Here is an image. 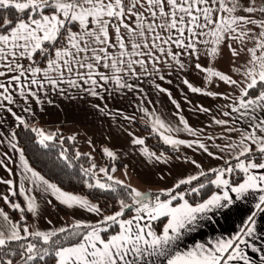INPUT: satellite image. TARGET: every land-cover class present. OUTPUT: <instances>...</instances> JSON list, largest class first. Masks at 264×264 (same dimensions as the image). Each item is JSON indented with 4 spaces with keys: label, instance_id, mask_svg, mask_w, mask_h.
Segmentation results:
<instances>
[{
    "label": "snow or ice",
    "instance_id": "snow-or-ice-1",
    "mask_svg": "<svg viewBox=\"0 0 264 264\" xmlns=\"http://www.w3.org/2000/svg\"><path fill=\"white\" fill-rule=\"evenodd\" d=\"M0 10H14L17 14L15 19L0 16V78H5L0 79V108L7 107L5 101L16 102L11 91L14 85L18 86L20 97L27 100L30 95L37 103H43L38 91L43 90L45 84L51 85L54 91L62 95L65 89L61 84L80 88L94 97L100 96L97 89L107 91L105 84L109 81L120 89L135 90L138 85L129 83V78L140 79L143 74L164 81L166 74L162 72V66L172 69L175 65L177 71L184 70V57L195 61V69L205 73L207 81L218 78L225 84L238 87L240 91L236 101L226 105L230 110L222 112L229 119L213 117V123L222 126L225 133L219 139L228 141L222 145L215 144V148L221 154L234 153L232 158L237 161L234 165L226 160V166L212 167L208 172L200 170L195 175L179 179L154 198L132 188L128 192L132 204L119 200L121 207L118 211L103 216L95 225H86L88 230L82 236L79 231L69 232L64 227L29 231L27 226L21 228L20 224L9 221L7 228L0 226V256L7 254L2 250L9 249L10 242L27 241L26 244H19L21 252H12V255L20 256L22 264H33L49 255L57 258L56 264H138L145 254L166 257V264H254L245 247L251 246L254 252L261 251L254 244L249 245L246 239L253 237L257 231L255 211L247 217L246 225L230 238L219 237L210 243H196L183 251L170 252V249L182 240L186 232L196 231L200 221L210 220L212 217L209 213L215 216L223 211L227 216L235 200L243 199L250 191L264 193V171H258L264 170V0H0ZM248 41L253 42L252 47H247ZM234 42L244 46L243 50L249 55L248 66L243 71V84L231 75L199 62L202 51L212 59L221 55L222 45L230 49L232 56L239 57L241 51L233 46ZM235 71L240 72L241 69L237 67ZM153 83L159 92L172 96L169 89L155 83V80ZM183 84L192 93L209 97L221 95L194 86L186 78ZM31 85H38V90H32ZM224 99L231 100V97L225 95ZM172 103L177 109L180 108L175 99H172ZM23 110L31 111L28 107ZM7 111L19 125L28 127L11 107H7ZM141 111L153 118L152 129L159 133L166 144L174 147L187 145L188 148L195 146L209 157L224 159L223 155L210 151L208 144L199 139H179L165 134L184 131L193 137L198 136V131L189 125L183 115L177 113L183 127L173 128L166 125L160 116L149 112L148 108H141ZM195 111L207 113L209 109L198 106ZM125 119L131 121L134 117L126 116ZM241 121L244 127L229 126L238 125ZM32 131L37 133L39 143L46 148L49 147L47 142L55 140L58 135L36 128ZM232 133L239 134L238 142L232 141ZM15 135L13 132L12 136ZM69 139L74 140L75 137ZM216 139L214 136L207 137L213 142ZM9 143L16 147L15 143ZM132 143L144 145L145 140L137 137ZM142 151L157 161L167 163L168 158L163 154L157 155L147 148ZM104 152L115 159L116 154L110 149L105 148ZM60 155L68 160L64 152ZM19 158L24 171L30 173L28 179L37 187L43 185L44 193H50L70 208L79 207L89 213H101L98 204L64 191L46 180L29 165L23 149L19 150ZM190 163L201 169L196 160ZM0 165H4L3 160H0ZM95 167L93 164L91 168L84 169L85 176L96 178L97 174L93 172ZM237 169L245 178L243 182L233 184L226 175ZM99 171L108 181L114 179L107 168H100ZM209 172L214 173L215 178H210L208 183L222 191L213 192L207 199H192L206 187L205 183L199 181ZM194 181L197 186H192ZM0 183L13 185L14 182L6 179L0 180ZM85 183L88 188L114 190L112 184L102 183L98 178L95 183ZM115 183L124 184L122 180ZM182 185L190 187L181 189ZM19 191L25 195L27 211L37 212L36 197L28 195L23 183L19 185ZM231 193L235 194V199ZM16 194L12 190V195ZM161 195L165 199H161ZM2 198L9 200L7 195ZM133 205L136 214L132 218L122 219L125 210ZM11 206L25 210L19 203H12ZM255 207L264 213V194L259 196V203ZM0 215L8 221V214L3 208H0ZM162 217H166L167 222L158 233L151 221ZM113 224L119 226V231L106 239L102 233ZM73 227L79 230L81 222L78 221ZM59 233L80 239L70 246H64L60 239H53ZM28 237L41 239L48 247H38ZM260 260L264 264V255ZM0 264H14V261L0 259Z\"/></svg>",
    "mask_w": 264,
    "mask_h": 264
},
{
    "label": "crops",
    "instance_id": "crops-1",
    "mask_svg": "<svg viewBox=\"0 0 264 264\" xmlns=\"http://www.w3.org/2000/svg\"><path fill=\"white\" fill-rule=\"evenodd\" d=\"M206 39L211 40L212 38L206 37ZM233 46L241 51L239 57L232 56L230 49L222 45L221 55L212 59L202 51L199 62L205 67L211 66L216 68V70L223 71L243 84V71L248 66L249 55L243 50L244 46L239 43H233ZM247 47H252L249 42L247 43ZM183 59L186 64L184 70L177 71L175 65H173L172 69L162 66V72L166 74L164 81L143 74L140 79H136L135 77L129 78V83L138 85V88L135 90L120 89L113 81H109L105 84L107 91L97 89L100 92V96L94 97L80 88H70L66 84H61L60 86L65 89V93L62 95L58 91H54L51 85L45 84L43 90L38 91V95L43 103H37L35 98L30 95L27 100L20 97L18 86L14 85L11 91L16 102L10 103L5 101L4 103L7 107H11L17 115H20L28 126L42 129L46 133L66 131L67 135L75 137L77 146L83 143L87 144L95 152L101 153L104 158H109L105 154L104 149H110L116 154L115 159L123 162V165L118 169L130 175V181L124 182V184L139 191L150 193V196L153 197V194H159L163 190L172 187L179 179L185 178L188 175H195L200 170L208 172L212 167L224 166L226 160H234L232 158L234 153L225 152L221 154L215 148V144L222 145L228 141L219 139L225 133L222 126L213 123V117L217 119H229L228 117H224L222 112L230 110L226 105L232 103V101H236L240 94L239 88L225 84L219 81L218 78H213L212 82L207 81L205 79L206 74L195 69L194 60H189L187 57ZM237 67L241 69L240 72L235 71ZM149 71H151V68H149ZM185 78L194 86L202 87L205 91H213L221 95L209 97L201 93H192L183 84V79ZM153 80H155V83H160L162 87L169 89L172 96L169 97L166 93L159 92L155 88ZM169 80L171 83H168ZM81 83L83 84V82ZM30 87L34 91L39 88L38 85H31ZM84 87H90V85H84ZM225 95L230 96L231 100H225ZM172 99H175L180 104L179 109L172 103ZM48 101H51V103ZM198 106L208 108L209 112L195 111ZM7 107L0 108V160L4 161V165H0V180L12 179L14 183L13 185L0 183V208H3L4 212L8 214V209H13L12 203H19L18 201H11V197L13 196L12 190H15L16 195L22 199L27 209L25 195L19 191V185L23 183L26 190H28V195L36 197L38 210L35 213L28 211L30 222L27 224L14 220L9 214L8 221H5L3 215H0V226L7 228L10 221L20 224L21 228L27 226L29 231H50L60 227L67 229L70 226H74L78 221L81 222V225H95L103 216L108 215L102 209L100 214H96L89 213L86 209L79 207L70 208L60 203L50 193H44L42 191L43 185L37 187L28 179L30 173L24 171L23 164L19 158L21 147L16 137L12 136L14 129L19 126V122L7 111ZM26 107L30 108L31 111L25 112L23 109ZM141 108H148L149 112L160 116L166 125L173 128L177 126L183 127L179 122L177 113L183 115L188 120L189 125L198 131V136L193 137L184 131L165 132V134L179 139H199L208 144L210 151L223 155L224 159L209 157L195 146L188 148L187 145H180L178 147L170 145L181 152L184 155L183 157L155 150L147 144L145 140L146 134L137 124V122H140L152 128L151 123L153 118L141 111ZM126 116L134 117V119L130 121L125 119ZM233 116L235 117L236 114H233ZM229 126L244 127V122L241 121L238 125ZM162 131L165 130L162 129ZM230 135L233 142H238L239 134L232 133ZM208 136H214L217 139L214 142L209 141L207 140ZM137 137L143 138L145 144H133L132 140ZM10 141L16 144L15 148L9 143ZM143 148H147L149 152H155L157 155L163 154L168 158L167 163H164L163 160L157 161L155 158L149 157L142 151ZM191 160H196L201 165V169H197L195 165L191 164ZM8 169H11V171ZM240 173L242 177L237 182H233L232 179L235 175ZM232 174H227L226 178L230 179L233 184L243 182L245 177L240 170L237 169ZM49 182L52 183L51 181ZM219 191H222V189L217 188L215 192ZM262 194L264 193L258 190L250 191L243 199L235 200V204L227 211V216L224 215L223 211L217 212L215 216L209 213V216L212 218L200 221L196 227V231L186 232L182 240L171 247L170 252L187 250V248L194 246L196 243H210L219 237L230 238L241 227L246 225L247 217L255 211L257 212L255 216L257 231L253 237L246 239H248L249 245L254 244L261 251L254 252L251 246H246L245 251L249 254L254 264H262L260 257L264 255V213L259 212L255 207L259 203V196ZM4 195L9 197L8 201L3 200L2 197ZM231 195L235 199V194L231 193ZM86 199L93 204H97L88 198ZM49 200L52 201L51 204L48 203ZM56 205L64 207L67 210V215L61 216L56 211ZM135 214L134 209L130 215L122 219L132 218ZM160 220L162 221L158 226L155 224L159 220L151 221L153 229L158 233L162 231L167 218L162 217ZM110 236L105 238H110ZM158 261L159 264H166V257L145 254L138 261V264H157Z\"/></svg>",
    "mask_w": 264,
    "mask_h": 264
},
{
    "label": "trees",
    "instance_id": "trees-1",
    "mask_svg": "<svg viewBox=\"0 0 264 264\" xmlns=\"http://www.w3.org/2000/svg\"><path fill=\"white\" fill-rule=\"evenodd\" d=\"M16 15L17 14L14 12V10H0V16H7L8 18L15 19ZM137 124L145 132V140L149 146H151L155 150L169 153L174 156H184L181 152L177 151L169 144H166L161 139L160 135L155 132L149 125L142 124L140 122H137ZM33 128L34 127L31 126L24 127L23 125H19L14 129V132L16 133L15 137L19 146L21 147V149H23L24 156L31 167L40 172V174L43 175L46 179H48L52 183H55L58 187L65 191L82 195L96 202L105 213L111 214L114 210L119 209V200L121 199L125 200V202L132 201L128 196V192L131 191L132 188L125 187L129 185H117L113 180L108 181L107 177H104L103 179L106 181V183L112 184L114 190L87 187L85 181H88L89 183H95V179L97 177L93 178L91 176H85L83 170L90 168L91 161L88 154H79L77 152V140L69 139V135H64L62 131H59L55 140L47 142L49 147L46 148L39 143L40 137L36 132L32 131ZM61 152H64L65 155H67L68 160H65L60 155ZM229 162L234 165L237 161L234 159ZM115 163L118 167L123 165V162L117 159L115 160ZM214 176V173L209 172L208 176L200 177L199 182L205 183L206 187L201 191L199 195H194L192 199H206L209 195L217 190L215 185L208 183L209 179H213ZM241 177V173L236 174L232 181L237 182ZM192 186H197V182L194 181ZM187 187L190 186L182 185L181 189H186ZM161 199H165V196L162 195ZM11 201H18L21 207L25 210L20 211L18 209H8L9 216L22 224L29 223L30 215L26 207L24 206L22 199L19 196L15 195L11 197ZM133 210L128 211L121 218L130 215ZM56 211L61 216L67 215V210L60 205H56ZM161 221L162 220L157 221L155 225L158 226ZM67 229L69 232L79 231L81 233V236L88 230L86 228V225H81V228L79 230L75 229L73 226H70ZM118 229L119 226L113 224L110 228H107L106 232L102 234L104 237H108L116 233ZM66 236L67 239H65ZM53 239H60L64 246H70L71 244L77 242L80 237L68 236L67 233H59L58 237H54ZM28 240L36 243L38 247H48V245H45L43 240L41 239L28 237ZM21 243L26 244L27 241L10 242L9 249L2 250L6 251L7 254L0 256V259L4 261L12 259L14 261V264H22V260L19 255H12V252L22 251L19 248V244ZM56 259L57 258L54 255H49L44 257L43 260L38 259L37 261L33 262V264H55Z\"/></svg>",
    "mask_w": 264,
    "mask_h": 264
},
{
    "label": "rangeland",
    "instance_id": "rangeland-1",
    "mask_svg": "<svg viewBox=\"0 0 264 264\" xmlns=\"http://www.w3.org/2000/svg\"><path fill=\"white\" fill-rule=\"evenodd\" d=\"M248 42L250 43V46H253L252 41H248ZM234 43L237 44L238 42H234ZM63 134L67 135V132L63 131ZM77 152L79 154H83V153L86 154L87 153L89 155L90 161H91L90 168L92 167L93 164L96 165L95 169H93V172H95L97 174L96 177L98 179H100V181H102V183L106 182L103 179L106 176L104 175L103 172L99 171L100 168H107L109 170V175L113 176V178H114L113 181L122 180L125 183L130 181V175L127 174L125 171H120V169H118L119 167L115 163L116 159H112V162H111L110 158H104L101 155V153L95 152L94 149H92L89 145L84 144V143L77 146ZM254 152H255V150H254ZM112 169H115V171H112ZM155 195H157V194H153V197H155ZM126 203L132 204V201H130V202L128 201ZM120 207H119V209H120ZM119 209L114 210L111 214H114V212L118 211ZM107 214L111 215L110 213H107Z\"/></svg>",
    "mask_w": 264,
    "mask_h": 264
},
{
    "label": "water",
    "instance_id": "water-1",
    "mask_svg": "<svg viewBox=\"0 0 264 264\" xmlns=\"http://www.w3.org/2000/svg\"><path fill=\"white\" fill-rule=\"evenodd\" d=\"M149 196L151 195L150 193H147ZM134 209V206L131 208V209H126L125 212H124V215L128 212V211H131Z\"/></svg>",
    "mask_w": 264,
    "mask_h": 264
}]
</instances>
